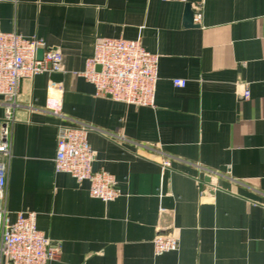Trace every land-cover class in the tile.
Returning <instances> with one entry per match:
<instances>
[{"label":"crops","instance_id":"crops-1","mask_svg":"<svg viewBox=\"0 0 264 264\" xmlns=\"http://www.w3.org/2000/svg\"><path fill=\"white\" fill-rule=\"evenodd\" d=\"M187 4L203 5L193 27ZM0 32L64 57L60 79L22 84L6 191L9 221L37 213L60 248L50 264H264V0H0ZM101 39L160 56L155 108L98 97L75 75ZM6 109L0 96V120ZM61 124L94 129L93 168L116 178L115 201L55 171ZM158 234L179 249L156 255Z\"/></svg>","mask_w":264,"mask_h":264},{"label":"built area","instance_id":"built-area-1","mask_svg":"<svg viewBox=\"0 0 264 264\" xmlns=\"http://www.w3.org/2000/svg\"><path fill=\"white\" fill-rule=\"evenodd\" d=\"M202 8V4L195 8L194 21L197 23L202 19ZM40 51H43L42 59H39ZM159 62L160 56L148 52L140 41L101 39L96 42L92 57L86 61L85 70L75 75L92 83L98 97L136 107L155 108ZM63 63V54L47 47L41 39L0 32V96L5 99L7 107L6 117L0 120V264H50L60 254V248L54 247L38 230L37 213L22 212L14 223L9 221L6 191L16 121L14 108L22 84L41 75L64 74ZM97 67L101 70L98 71ZM173 83L180 88L187 85L182 79H175ZM53 88L62 91L61 85ZM243 98L250 99L249 90L244 91ZM92 130L87 125L58 126L55 171L70 174L79 183L89 182L91 197L110 203L120 197V192L112 174L94 171L96 153L88 140ZM164 164L169 166V162ZM153 245L156 255L160 256L177 251L179 240L158 234Z\"/></svg>","mask_w":264,"mask_h":264},{"label":"water","instance_id":"water-1","mask_svg":"<svg viewBox=\"0 0 264 264\" xmlns=\"http://www.w3.org/2000/svg\"><path fill=\"white\" fill-rule=\"evenodd\" d=\"M185 24L186 26L193 27L194 25V11L192 9L191 4H187L185 8ZM43 56V51L39 52V59H42ZM97 70L100 71L101 67H97ZM54 75L55 79H60V76L57 74H52Z\"/></svg>","mask_w":264,"mask_h":264}]
</instances>
